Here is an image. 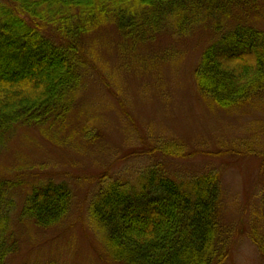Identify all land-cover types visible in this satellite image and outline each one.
Wrapping results in <instances>:
<instances>
[{
    "label": "trees",
    "instance_id": "trees-1",
    "mask_svg": "<svg viewBox=\"0 0 264 264\" xmlns=\"http://www.w3.org/2000/svg\"><path fill=\"white\" fill-rule=\"evenodd\" d=\"M261 1L0 0V142L20 124L65 122L83 84V39L110 24L133 45L207 25L213 38L193 71L202 100L226 111L264 103V29L251 21ZM155 149L184 156L175 144ZM136 179H101L90 198L88 221L102 234L105 254L118 264H225L232 240L219 221L217 172L180 178L159 163ZM71 202L63 182L34 184L20 217L56 225ZM11 203V183L0 179V264L16 248Z\"/></svg>",
    "mask_w": 264,
    "mask_h": 264
},
{
    "label": "rangeland",
    "instance_id": "rangeland-1",
    "mask_svg": "<svg viewBox=\"0 0 264 264\" xmlns=\"http://www.w3.org/2000/svg\"><path fill=\"white\" fill-rule=\"evenodd\" d=\"M253 12L252 24L264 29V0ZM212 38L204 24L134 45L112 24L87 34L83 84L65 122L20 124L0 142L16 244L7 264H118L89 224L90 198L101 179L135 182L159 163L180 178L217 172L219 221L232 240L225 264H264V103L226 111L202 100L193 71ZM162 144L184 156L161 154ZM47 181L67 184L72 202L58 224L40 227L20 211L32 186Z\"/></svg>",
    "mask_w": 264,
    "mask_h": 264
}]
</instances>
